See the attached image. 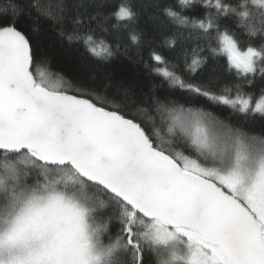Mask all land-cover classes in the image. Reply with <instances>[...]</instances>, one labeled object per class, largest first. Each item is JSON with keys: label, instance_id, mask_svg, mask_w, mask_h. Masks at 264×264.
<instances>
[{"label": "snow or ice", "instance_id": "obj_1", "mask_svg": "<svg viewBox=\"0 0 264 264\" xmlns=\"http://www.w3.org/2000/svg\"><path fill=\"white\" fill-rule=\"evenodd\" d=\"M150 6L175 27L170 48L196 38L189 71L204 43L244 86L186 82L156 51L183 102L111 73L67 81L39 22L107 61L110 30L141 42L133 0H0V264H264V88L249 90L264 81V0Z\"/></svg>", "mask_w": 264, "mask_h": 264}, {"label": "trees", "instance_id": "obj_2", "mask_svg": "<svg viewBox=\"0 0 264 264\" xmlns=\"http://www.w3.org/2000/svg\"><path fill=\"white\" fill-rule=\"evenodd\" d=\"M87 2L90 0H86ZM101 2L111 7L116 3V0H101ZM133 2L139 13L134 30L142 34L141 42L139 45H135L128 39L126 31L114 32L110 30L104 34V38L113 43V57L107 61H98L91 56L82 42L69 44L66 36L60 35L58 26L41 20L39 26L42 33L43 50L49 56L52 71L60 73L65 80L73 83L84 78H102L105 73H111L117 81L136 85L138 96L148 95L155 88L158 93L172 92L175 99L183 102L187 93L179 88H170L166 81H163L152 71L155 62L151 59V52L156 51L169 61L176 73L186 82L210 85L216 89H222L225 85L233 83H240L242 87L244 86L242 81L229 72L222 58L211 56L204 43H201V47L204 48L202 54L207 56V63L195 73L189 71L184 64L181 50L185 46L194 47L197 42L196 38L190 35L188 30H181L177 47L170 48L168 40L175 31V27L163 17L158 8L150 6L152 0H133ZM158 2L164 3L166 0H158ZM64 27L66 31H70L67 25ZM238 38L242 44L247 39L246 35L242 33L238 34ZM117 44H119L118 48ZM261 88H264V81L257 75L254 88L249 90L258 91ZM200 99L203 101V98ZM200 106H204V103ZM220 108L222 111H217L218 115H221L222 118L229 115L230 109L223 106ZM232 119L236 121L241 118L236 115Z\"/></svg>", "mask_w": 264, "mask_h": 264}]
</instances>
